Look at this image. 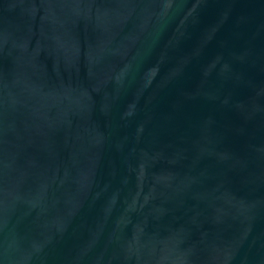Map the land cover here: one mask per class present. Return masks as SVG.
<instances>
[{
    "label": "water",
    "instance_id": "1",
    "mask_svg": "<svg viewBox=\"0 0 264 264\" xmlns=\"http://www.w3.org/2000/svg\"><path fill=\"white\" fill-rule=\"evenodd\" d=\"M0 264H264V0H0Z\"/></svg>",
    "mask_w": 264,
    "mask_h": 264
}]
</instances>
